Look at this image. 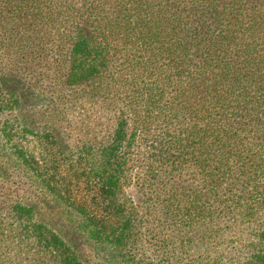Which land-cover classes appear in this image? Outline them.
<instances>
[{
  "label": "trees",
  "instance_id": "trees-1",
  "mask_svg": "<svg viewBox=\"0 0 264 264\" xmlns=\"http://www.w3.org/2000/svg\"><path fill=\"white\" fill-rule=\"evenodd\" d=\"M0 135L122 264H171L135 260L128 178L146 223L196 180L203 230L232 231L205 264H264V0H0ZM43 207L12 200L0 231L27 264H90Z\"/></svg>",
  "mask_w": 264,
  "mask_h": 264
},
{
  "label": "rangeland",
  "instance_id": "rangeland-1",
  "mask_svg": "<svg viewBox=\"0 0 264 264\" xmlns=\"http://www.w3.org/2000/svg\"><path fill=\"white\" fill-rule=\"evenodd\" d=\"M4 141L0 135V226L3 228L12 221V213L9 211L12 200L23 198L27 202L32 201L37 207L44 205L45 208L43 207L41 210L45 211L46 209L55 228L61 229L62 232H65L64 235L66 237L75 241L86 262L90 264H122V262L120 263V260L124 258L121 257L122 250L117 252L119 249L94 242L90 238L88 239L87 233L79 226L80 216L74 210L62 203H58L50 195L45 196L40 193V186L34 179L35 177L13 161L7 146H3ZM29 143L32 144L33 142ZM136 154L139 157L143 153L139 150ZM182 169L188 171L185 177L195 179L194 168L182 167ZM138 176L141 175L135 174L134 178L136 179ZM193 183L196 187L195 190H197V186L199 187L200 185L197 184L196 180ZM139 185L135 180L132 181V178H128L123 188L125 195L131 196L130 199L132 198L133 200V206H136V210L141 213L148 202L151 201H145L147 197L143 193L144 187L140 188ZM82 188H85V186L78 185L75 189L76 195L80 196L77 190ZM187 188V186L183 188L177 187L178 199L174 201L176 205L169 206V210L174 212L173 216L164 214L163 211L166 208L162 207V204H160L162 209L159 208V205H155L152 209L147 208L148 223L143 221L140 218V213H138L137 218H139L136 220V224L137 228H140L138 232L141 236H139L140 240L136 245H142L145 253L144 255L137 254L135 260L142 256L141 260L144 262L148 261V259L154 262V259L160 261L164 258L165 263L169 262L171 264H205L210 257H214V254L225 248L230 249L231 246L229 245H231V242L229 238L232 236V231L226 229L220 234L212 230L208 233L205 232L203 230V220L199 222L201 214L198 216L195 214L201 208L208 207L209 201L202 199L198 201V197L194 194L195 190ZM182 211L184 213L189 211L194 217L191 225H183L185 221L174 224L170 220L174 216H180ZM174 219L177 218L174 217ZM138 220H140L139 223L137 222ZM10 235L5 231H0V264H27L30 261L26 258L27 254L20 252L19 245L14 242ZM131 239L125 244V248H131ZM133 249H135L134 246Z\"/></svg>",
  "mask_w": 264,
  "mask_h": 264
}]
</instances>
